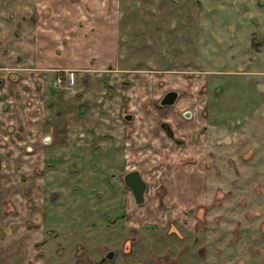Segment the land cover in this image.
Returning <instances> with one entry per match:
<instances>
[{
	"label": "crops",
	"instance_id": "0c3cea01",
	"mask_svg": "<svg viewBox=\"0 0 264 264\" xmlns=\"http://www.w3.org/2000/svg\"><path fill=\"white\" fill-rule=\"evenodd\" d=\"M82 1L0 0V189L23 203L15 209L1 205L0 231L7 236L0 235L5 246L0 263L29 264L26 234L30 226L42 228L47 204L53 210L70 198L77 209L84 193L120 190L119 181L124 186L122 175L130 170H138L146 182L142 204L158 190L183 206L189 203L190 182L204 184V172L189 173L187 167L201 162L190 155L198 144L209 145L205 126L211 115L198 110V97L194 103L178 86L195 74L127 63L118 45L125 35L118 9L110 13L108 0H85L89 7ZM201 80L206 97L202 74ZM168 91L177 92L175 102L160 106ZM253 150L244 149L243 157ZM153 162L155 167L172 162L173 170L183 172L173 173L165 190L153 183L162 170L150 169ZM148 169L150 175L144 172ZM14 181L19 184L15 192ZM95 207L108 208L104 201ZM23 208L39 216L30 219ZM6 215L17 216L5 222ZM15 241L20 247L11 256L7 245ZM38 243L32 255L41 253Z\"/></svg>",
	"mask_w": 264,
	"mask_h": 264
},
{
	"label": "rangeland",
	"instance_id": "374dc122",
	"mask_svg": "<svg viewBox=\"0 0 264 264\" xmlns=\"http://www.w3.org/2000/svg\"><path fill=\"white\" fill-rule=\"evenodd\" d=\"M108 7L110 13L118 9L124 21L118 45L127 63L195 74L178 86L194 103L198 97V110L211 115L205 126L209 145L198 144L190 153L202 163L187 167L189 173L204 172V184H186L190 197L183 206L158 190L148 195V204L137 205L121 181V189L111 186L108 195L84 193L78 210L70 198L53 210L47 204L42 228L30 226L26 234L29 264H91L105 249L118 252L108 264H264V0H108ZM155 107L161 108L157 101ZM249 147L253 153L248 149L244 158ZM171 165L154 168L162 170L153 183L165 190L173 173L183 172ZM150 169L144 172L150 175ZM12 186L15 192L19 184ZM5 194L1 188L0 208L21 207V200ZM102 201L106 210L95 207ZM30 209L23 208V215L37 219ZM121 213L111 227L110 219ZM8 216L5 222L17 215ZM35 242L42 249L37 256L32 255ZM17 244L8 243L7 254L12 256Z\"/></svg>",
	"mask_w": 264,
	"mask_h": 264
},
{
	"label": "water",
	"instance_id": "95a60500",
	"mask_svg": "<svg viewBox=\"0 0 264 264\" xmlns=\"http://www.w3.org/2000/svg\"><path fill=\"white\" fill-rule=\"evenodd\" d=\"M177 95L178 94L176 91H168L160 99V105L166 106L173 104L177 98ZM163 126L166 130H168V128L164 124ZM123 179L126 187H128L133 194L134 202L138 205L144 203L146 182L142 178L140 172L138 170L128 171L124 174Z\"/></svg>",
	"mask_w": 264,
	"mask_h": 264
},
{
	"label": "flooded vegetation",
	"instance_id": "af4514ba",
	"mask_svg": "<svg viewBox=\"0 0 264 264\" xmlns=\"http://www.w3.org/2000/svg\"><path fill=\"white\" fill-rule=\"evenodd\" d=\"M159 104H160V101H159ZM160 106H162V105H160ZM167 128H168V126L166 125V124H164ZM131 171V170H130ZM126 173V172H125ZM123 176L124 175H122V180H123V183H124V179H123ZM124 187H126V185H125V183H124ZM126 188H128V187H126ZM128 190H129V192H130V194L132 195V197H133V194H132V192H131V190L128 188ZM133 201H134V197H133ZM135 203V202H134ZM136 204V203H135ZM138 205V204H137ZM106 214H108V213H106ZM124 217V213H121V216H116V217H114V218H111L110 219V221H109V224L111 225V227H115L118 223H119V220L120 219H122ZM108 218V217H107ZM109 219V218H108ZM44 242V241H43ZM117 251H115L114 249H105L104 251H103V253H102V255L98 258V259H96V260H94V261H92V263L91 264H95V263H99V264H108V263H110V262H112L115 258H116V256H117Z\"/></svg>",
	"mask_w": 264,
	"mask_h": 264
},
{
	"label": "built area",
	"instance_id": "2783aa9c",
	"mask_svg": "<svg viewBox=\"0 0 264 264\" xmlns=\"http://www.w3.org/2000/svg\"><path fill=\"white\" fill-rule=\"evenodd\" d=\"M57 83H61V80L60 79H57Z\"/></svg>",
	"mask_w": 264,
	"mask_h": 264
}]
</instances>
